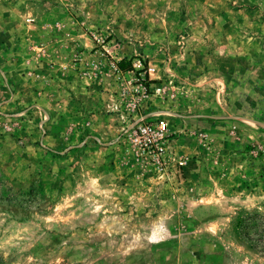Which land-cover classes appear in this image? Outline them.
<instances>
[{
  "label": "rangeland",
  "instance_id": "1",
  "mask_svg": "<svg viewBox=\"0 0 264 264\" xmlns=\"http://www.w3.org/2000/svg\"><path fill=\"white\" fill-rule=\"evenodd\" d=\"M0 264H264V0H0Z\"/></svg>",
  "mask_w": 264,
  "mask_h": 264
},
{
  "label": "built area",
  "instance_id": "2",
  "mask_svg": "<svg viewBox=\"0 0 264 264\" xmlns=\"http://www.w3.org/2000/svg\"><path fill=\"white\" fill-rule=\"evenodd\" d=\"M153 70L148 69L149 72ZM165 129L166 125L163 121L155 126L146 125L138 129L136 139L143 153L149 154L156 160L164 153L161 139L165 136Z\"/></svg>",
  "mask_w": 264,
  "mask_h": 264
},
{
  "label": "trees",
  "instance_id": "3",
  "mask_svg": "<svg viewBox=\"0 0 264 264\" xmlns=\"http://www.w3.org/2000/svg\"><path fill=\"white\" fill-rule=\"evenodd\" d=\"M118 65H119V67H120V69H122V70H124V64H123V60H121L119 63H118ZM131 68V65H129L128 64V69H130Z\"/></svg>",
  "mask_w": 264,
  "mask_h": 264
}]
</instances>
